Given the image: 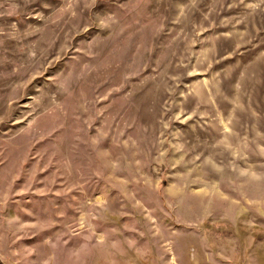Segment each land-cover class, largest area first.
<instances>
[{"label": "rangeland", "instance_id": "rangeland-1", "mask_svg": "<svg viewBox=\"0 0 264 264\" xmlns=\"http://www.w3.org/2000/svg\"><path fill=\"white\" fill-rule=\"evenodd\" d=\"M0 264H264V0H0Z\"/></svg>", "mask_w": 264, "mask_h": 264}]
</instances>
